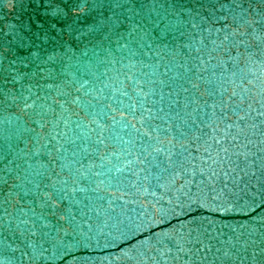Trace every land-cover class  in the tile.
<instances>
[{
	"label": "water",
	"instance_id": "95a60500",
	"mask_svg": "<svg viewBox=\"0 0 264 264\" xmlns=\"http://www.w3.org/2000/svg\"><path fill=\"white\" fill-rule=\"evenodd\" d=\"M0 264H264V0H0Z\"/></svg>",
	"mask_w": 264,
	"mask_h": 264
}]
</instances>
